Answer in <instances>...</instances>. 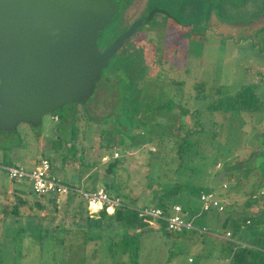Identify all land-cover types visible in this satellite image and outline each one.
<instances>
[{
  "label": "rangeland",
  "instance_id": "rangeland-1",
  "mask_svg": "<svg viewBox=\"0 0 264 264\" xmlns=\"http://www.w3.org/2000/svg\"><path fill=\"white\" fill-rule=\"evenodd\" d=\"M112 1L117 10L98 33L100 49L152 8L159 14L109 59L82 102L62 105L57 119L50 112L38 125L0 131V163L31 170L46 157L63 183L87 190L107 184L127 203L146 180L177 181L211 187L241 216L264 212V0ZM247 84L257 87L259 110L211 109ZM14 189L27 193L30 208L20 216L0 211V264H129L127 253L109 249L122 228L76 226L85 214L80 196L53 202L0 168V209L17 202ZM187 201L183 219L203 232L167 236L156 221L132 229L140 236L138 264H229L215 236L219 214L203 211L197 198L177 199ZM143 204L155 202L143 193L136 205Z\"/></svg>",
  "mask_w": 264,
  "mask_h": 264
},
{
  "label": "water",
  "instance_id": "water-1",
  "mask_svg": "<svg viewBox=\"0 0 264 264\" xmlns=\"http://www.w3.org/2000/svg\"><path fill=\"white\" fill-rule=\"evenodd\" d=\"M115 12L112 0H0V131L38 125L90 95L109 59L144 22L100 51L98 33Z\"/></svg>",
  "mask_w": 264,
  "mask_h": 264
},
{
  "label": "trees",
  "instance_id": "trees-1",
  "mask_svg": "<svg viewBox=\"0 0 264 264\" xmlns=\"http://www.w3.org/2000/svg\"><path fill=\"white\" fill-rule=\"evenodd\" d=\"M157 12H159L158 8L154 7L151 9L150 15ZM203 87V84L197 85V88L199 89ZM220 91V89H217L218 93ZM262 105L263 102L257 93L256 85L247 84L243 85L241 89H239L234 95L218 98L210 105V107L213 110L223 111H257L262 107ZM168 106L173 107L174 103L170 102ZM54 116H58V114L55 112ZM104 189L108 193L110 192V188L107 184H105ZM14 190L16 191L17 202L13 207L9 208L10 211H7L6 206L2 207L0 211L7 215L9 213V215L20 216L24 213L21 212L22 208H30V204L28 202L29 199L24 196V194L27 193H25L23 190ZM30 190L32 191L31 187ZM210 191H213L211 187H199L187 182L175 181L171 183L160 180H146L143 182L142 192L137 197H135L133 203L125 202L119 194H115L114 196H118L124 205L116 208L113 213H107L103 209L91 215L85 206V214L83 216L80 215L81 221L80 219L77 222H74V219L72 221L78 228H81L83 225H86L87 227L99 228L100 231L104 229L115 231L118 228H122L124 231L121 232L120 236L115 237L112 240L109 249L112 253L118 251L127 253L128 258L130 259L129 264H138V259L140 256V236L137 233H131L130 230H140L141 228L149 225L148 222L139 217L136 211L133 209L149 206L146 204L139 206L136 205L138 199L141 198V195L143 193L144 195H149V198L155 202L154 206L160 208L164 214L169 215L171 214L172 207L175 204L181 205L184 213L188 212V207L190 205L188 201L182 203L177 202V199L180 195H186L189 197V199L194 197L199 200L201 193ZM52 201H56V197H52ZM27 204L28 207L26 206ZM35 205L41 208L43 207V204H41V202L38 200L35 201ZM209 212H215L219 214L220 218H214V222H216L214 226L218 230L217 235H214L221 238L222 242L225 244L223 250L226 251L227 257L229 258V264H264V228H260L259 226L260 224H263L264 227V212L256 217L241 216L240 213L235 210L234 206L228 207L227 205L224 206L223 211L211 209ZM72 216L77 217L79 214L74 212ZM156 222L159 224V228L163 230L167 236L171 233H176L167 231L166 224L163 221L156 220ZM194 232L200 233L201 231L192 230V233ZM227 233H230L229 237H226ZM173 254V252L170 253L169 259Z\"/></svg>",
  "mask_w": 264,
  "mask_h": 264
},
{
  "label": "built area",
  "instance_id": "built-area-1",
  "mask_svg": "<svg viewBox=\"0 0 264 264\" xmlns=\"http://www.w3.org/2000/svg\"><path fill=\"white\" fill-rule=\"evenodd\" d=\"M54 119H57V116H54ZM220 166V163H217V167ZM0 168L5 170L12 180L18 182L29 181L32 191L37 195L56 198L61 196H80L91 214L94 213V211L90 212L92 209L97 211L104 209L107 213H113L116 208L124 205L118 196L110 195L104 188L87 190L80 186L63 183L51 173L50 160L46 157H42L38 165L31 170H27L20 165L1 164ZM224 187L226 186L224 185ZM258 193L264 196V183ZM199 201L203 211H210L211 209L224 210V205L220 203L213 191L201 193ZM133 209L139 217L148 223L156 220L163 221L166 224V230L169 232H182L185 230L203 232L201 228H197L191 222L183 219L181 215L183 209L179 204L173 205L172 212L169 215L164 214L160 208L155 206H143ZM229 236L230 233H227L226 237ZM189 260L191 261V259Z\"/></svg>",
  "mask_w": 264,
  "mask_h": 264
},
{
  "label": "flooded vegetation",
  "instance_id": "flooded-vegetation-1",
  "mask_svg": "<svg viewBox=\"0 0 264 264\" xmlns=\"http://www.w3.org/2000/svg\"><path fill=\"white\" fill-rule=\"evenodd\" d=\"M114 2H115V1H114ZM116 10H117V4H116ZM158 14H159V12L154 13V14H152V15H148L146 18L140 19V20H143V21H144L141 25L147 24L150 20H152V19H153L154 17H156ZM109 21H110V20H109ZM137 21H139V20H137ZM135 22H136V21H135ZM135 22H134V23H135ZM132 25H133V24H132ZM141 25H140V26H141ZM140 26H139V27H140ZM130 27H131V26H130ZM128 29H129V28H128ZM128 29L124 30L123 32L127 31ZM137 30H138V28H136V30L133 32V34H132L130 37L134 36V34L136 33ZM123 32H122V33H123ZM122 33H121V34H122ZM130 37H128V38L125 40L123 46L126 45V42L128 41V39H129ZM115 39H116V38H115ZM115 39H114V40H115ZM114 40H113V41H114ZM113 41H112V42H113ZM112 42H110L107 46H109ZM107 46H105L104 48H101V49H100V47L98 46V48H99L100 51H103ZM123 46H122V47H123ZM122 47H121V48H122ZM121 48H120V49H121ZM120 49H119V50H120ZM119 50H118V51H119ZM118 51H117V52H118ZM117 52H116V53H117Z\"/></svg>",
  "mask_w": 264,
  "mask_h": 264
},
{
  "label": "crops",
  "instance_id": "crops-1",
  "mask_svg": "<svg viewBox=\"0 0 264 264\" xmlns=\"http://www.w3.org/2000/svg\"><path fill=\"white\" fill-rule=\"evenodd\" d=\"M1 164V163H0ZM5 165V164H4ZM56 177V176H55ZM102 188H105V186L104 187H102ZM94 189H97V188H94ZM150 206V205H149ZM181 206V205H180ZM186 213V212H185Z\"/></svg>",
  "mask_w": 264,
  "mask_h": 264
}]
</instances>
